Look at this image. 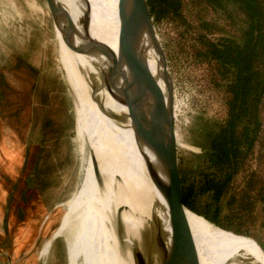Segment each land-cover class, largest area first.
Instances as JSON below:
<instances>
[{"label":"rangeland","instance_id":"rangeland-1","mask_svg":"<svg viewBox=\"0 0 264 264\" xmlns=\"http://www.w3.org/2000/svg\"><path fill=\"white\" fill-rule=\"evenodd\" d=\"M59 1L76 22L82 12L69 0ZM198 12L220 27L227 26L217 13L188 2L184 13L191 29ZM93 23L94 16L90 31L97 39ZM155 25L173 78L178 156L183 174L188 175L197 167L205 134L220 114V103L207 82L204 64L190 54L191 34L167 19ZM96 61L100 58L95 54L73 50L66 43L42 0H0V148L5 154L0 166L8 173L6 202L11 223L0 248L12 264H69L70 248L77 264H85L82 246L97 245L95 231L105 222L102 211L113 210L109 200L83 203L66 219L67 204L82 179L86 182L80 195H86L90 184L86 176L91 164L89 148L94 158L99 153L94 133L97 123L103 124L107 97L102 90L91 97L89 81L99 83L101 73ZM112 120L108 115L107 122ZM118 139L116 134V156L124 148ZM188 221L200 264H264ZM56 231L59 235L44 255L42 249ZM261 232L256 231L264 241ZM243 238L258 249L251 237Z\"/></svg>","mask_w":264,"mask_h":264},{"label":"trees","instance_id":"trees-1","mask_svg":"<svg viewBox=\"0 0 264 264\" xmlns=\"http://www.w3.org/2000/svg\"><path fill=\"white\" fill-rule=\"evenodd\" d=\"M148 2L155 23L167 19L191 34L190 54L204 64L220 103L197 167L183 184V202L239 238H253L264 250L256 233L264 236V0ZM188 2L217 13L227 26L198 12L191 29L184 13Z\"/></svg>","mask_w":264,"mask_h":264},{"label":"water","instance_id":"water-1","mask_svg":"<svg viewBox=\"0 0 264 264\" xmlns=\"http://www.w3.org/2000/svg\"><path fill=\"white\" fill-rule=\"evenodd\" d=\"M42 1L73 50L100 58L99 83L89 81L91 97L105 89L126 108L119 114L112 110L107 114L132 130L145 178L152 186L148 187L149 221L132 240L133 264H200L187 212L213 223L183 202V184L191 180L192 173L184 175L180 167L174 83L148 0H119L117 52L91 35L89 0H77L83 9L77 24L59 0ZM150 57L154 58L155 71L151 70ZM89 157L97 177L90 148ZM118 227L124 231L121 222ZM135 237L139 239L135 241ZM252 240L264 256L263 248Z\"/></svg>","mask_w":264,"mask_h":264},{"label":"bare ground","instance_id":"bare-ground-1","mask_svg":"<svg viewBox=\"0 0 264 264\" xmlns=\"http://www.w3.org/2000/svg\"><path fill=\"white\" fill-rule=\"evenodd\" d=\"M69 1L83 12L77 0ZM89 4L90 15L91 17L94 16V23L91 25L98 32L97 39L117 52L119 0H89ZM149 64L151 70L155 71L156 65L153 57H150ZM102 92V95L107 97L106 102H104L105 118L102 125L97 123L94 133L97 151H99L97 157H95L97 177L95 172H93L91 163L86 174L90 183L87 193L85 196L79 194L85 186L86 178L84 177L80 189L71 202L67 204L68 213L66 219L72 217L77 207L83 205V203H86V206L97 205L104 202V200H109L113 204V210L109 212L107 208H104L102 211L105 222L95 231L96 239L94 241L97 242V245L89 242V244L86 243L82 246L81 250L84 253L85 264H133L131 248L135 244L132 240L134 236H137L138 230L146 227L147 221H149L151 197L149 200L148 187L151 189L152 186L145 178L146 171L132 130L123 122L115 119L110 123L107 122L108 110L119 114L125 111V106L111 97L105 89H102ZM116 134L124 147L121 145L123 149H120L121 151L118 153L116 152L117 156L113 152V139ZM116 170H118L117 178H115ZM143 198H146L147 202L143 201ZM121 207H123V210L117 211ZM187 218L228 244L237 245L248 254L264 261V256L259 248L250 247L238 236L207 223L204 219L191 212H187ZM119 222L124 227L123 232L118 227ZM58 235L59 231L53 234L55 237ZM50 240L47 242L48 245L43 247L44 250L42 249L44 255L47 253ZM125 245L127 249H125ZM99 247H102L103 250L101 251ZM68 263L77 264L76 253L71 248Z\"/></svg>","mask_w":264,"mask_h":264},{"label":"crops","instance_id":"crops-1","mask_svg":"<svg viewBox=\"0 0 264 264\" xmlns=\"http://www.w3.org/2000/svg\"><path fill=\"white\" fill-rule=\"evenodd\" d=\"M4 155L5 154L3 153V150H1L0 148V158L2 159ZM7 174L8 173L6 169L0 166V245L2 244L3 241L1 238L6 236V233L10 231L9 226L11 225L10 220H8L9 218L7 217V202H6L7 184L5 183L6 180L5 177L7 176ZM15 183L13 184L14 187H15ZM0 264H12L10 258L6 255V252L5 250H3L2 247L0 248Z\"/></svg>","mask_w":264,"mask_h":264}]
</instances>
